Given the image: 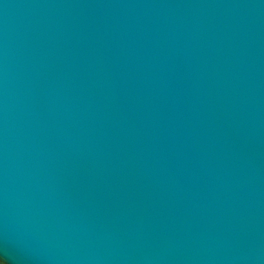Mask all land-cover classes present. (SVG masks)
Masks as SVG:
<instances>
[{
	"label": "water",
	"instance_id": "95a60500",
	"mask_svg": "<svg viewBox=\"0 0 264 264\" xmlns=\"http://www.w3.org/2000/svg\"><path fill=\"white\" fill-rule=\"evenodd\" d=\"M1 264H264V0H0Z\"/></svg>",
	"mask_w": 264,
	"mask_h": 264
},
{
	"label": "rangeland",
	"instance_id": "374dc122",
	"mask_svg": "<svg viewBox=\"0 0 264 264\" xmlns=\"http://www.w3.org/2000/svg\"><path fill=\"white\" fill-rule=\"evenodd\" d=\"M1 264V263H0Z\"/></svg>",
	"mask_w": 264,
	"mask_h": 264
}]
</instances>
